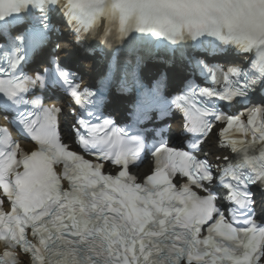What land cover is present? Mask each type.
Segmentation results:
<instances>
[{
  "label": "snow or ice",
  "instance_id": "obj_1",
  "mask_svg": "<svg viewBox=\"0 0 264 264\" xmlns=\"http://www.w3.org/2000/svg\"><path fill=\"white\" fill-rule=\"evenodd\" d=\"M53 7L78 33L107 20L106 35L120 38L135 32L179 44L211 37L255 53L264 77V0H0V107L16 109V125L35 146L26 151L0 127V264H20L17 250L30 264H264V226L244 215L252 203L247 189L264 185V107L226 116L213 103L246 98L264 80L238 68L210 70L216 87L193 88L178 101L187 131L206 136L212 118L225 125L224 145L242 154L219 181L235 205L229 220L209 188L215 177L206 159L161 143L151 151V174L138 182L129 171L144 151L138 137L110 120L79 119L84 131L76 130L75 144L96 162L89 161L61 141L59 109L25 98L44 84L38 74L22 75V66L48 27L43 18L29 26L28 17ZM55 75L81 108L93 103L96 93L81 91L59 67ZM157 101L152 94L149 103ZM257 145L258 155H249ZM106 163L119 171L105 174Z\"/></svg>",
  "mask_w": 264,
  "mask_h": 264
}]
</instances>
